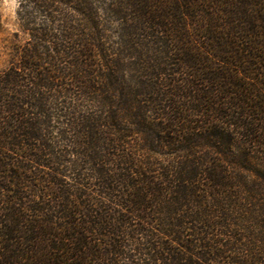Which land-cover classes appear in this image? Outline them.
I'll return each instance as SVG.
<instances>
[{
    "label": "trees",
    "instance_id": "trees-1",
    "mask_svg": "<svg viewBox=\"0 0 264 264\" xmlns=\"http://www.w3.org/2000/svg\"><path fill=\"white\" fill-rule=\"evenodd\" d=\"M0 72V264H264V0H19Z\"/></svg>",
    "mask_w": 264,
    "mask_h": 264
},
{
    "label": "rangeland",
    "instance_id": "rangeland-1",
    "mask_svg": "<svg viewBox=\"0 0 264 264\" xmlns=\"http://www.w3.org/2000/svg\"><path fill=\"white\" fill-rule=\"evenodd\" d=\"M18 6L19 0H0V72L15 60L14 49L30 41L18 20Z\"/></svg>",
    "mask_w": 264,
    "mask_h": 264
}]
</instances>
